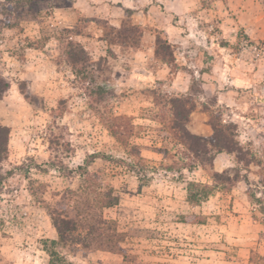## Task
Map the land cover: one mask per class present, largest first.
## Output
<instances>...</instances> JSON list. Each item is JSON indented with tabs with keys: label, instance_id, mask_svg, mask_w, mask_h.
Here are the masks:
<instances>
[{
	"label": "rangeland",
	"instance_id": "1",
	"mask_svg": "<svg viewBox=\"0 0 264 264\" xmlns=\"http://www.w3.org/2000/svg\"><path fill=\"white\" fill-rule=\"evenodd\" d=\"M0 125V264H264L260 0H0Z\"/></svg>",
	"mask_w": 264,
	"mask_h": 264
},
{
	"label": "trees",
	"instance_id": "2",
	"mask_svg": "<svg viewBox=\"0 0 264 264\" xmlns=\"http://www.w3.org/2000/svg\"><path fill=\"white\" fill-rule=\"evenodd\" d=\"M260 2L264 9V0H260ZM2 81H3V87L5 89L8 88L9 82L4 81V80ZM175 115L177 117L178 114L175 113ZM8 135H9V129L6 126L0 125V161L3 160L7 154ZM189 136L192 137L194 140L197 139L196 135L189 134ZM211 145L215 148L217 152H221V151L229 152L230 151L227 147L225 136L221 134V132L215 128H213V136H212ZM214 175L217 176L220 174L215 173ZM209 194L210 193H206L204 198H206ZM112 203L113 202L109 200L108 202H105V205L110 206ZM52 221L56 229V233H57V238L56 240H53V243H55L56 241L60 243H65L67 241L73 242L74 240L73 233L76 230V226H77L76 220L71 219L67 216H59V217L52 218ZM88 228L94 232L97 231L94 224H90ZM52 264L54 263L52 262Z\"/></svg>",
	"mask_w": 264,
	"mask_h": 264
}]
</instances>
